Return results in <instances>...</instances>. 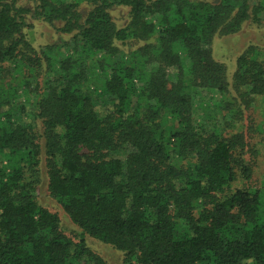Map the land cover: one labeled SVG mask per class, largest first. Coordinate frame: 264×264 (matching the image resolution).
<instances>
[{
  "label": "trees",
  "instance_id": "obj_1",
  "mask_svg": "<svg viewBox=\"0 0 264 264\" xmlns=\"http://www.w3.org/2000/svg\"><path fill=\"white\" fill-rule=\"evenodd\" d=\"M31 2L0 0V264H108L87 237L120 264H264V45L231 79L214 55L264 0Z\"/></svg>",
  "mask_w": 264,
  "mask_h": 264
},
{
  "label": "rangeland",
  "instance_id": "obj_2",
  "mask_svg": "<svg viewBox=\"0 0 264 264\" xmlns=\"http://www.w3.org/2000/svg\"><path fill=\"white\" fill-rule=\"evenodd\" d=\"M21 4L32 6L31 0H19ZM85 5H83L84 7ZM86 10V8H83ZM85 12V11H84ZM127 10L120 8L114 13L115 18L119 24H123L126 20ZM33 27L29 29V36L34 44L39 47L49 42H54L61 39V37L51 28L49 24L40 20H30ZM28 31V30H27ZM251 43L264 45V25L254 26L246 24L243 29L235 34L217 37L214 42V55L219 60L226 64L228 68L229 79L236 69V60L238 55ZM126 47H135L136 44H129ZM99 102L101 99L97 98ZM199 113V110H197ZM201 113V110H200ZM256 117L260 118L259 111L255 113ZM255 123L258 119H254ZM255 138L253 142L257 141ZM260 148L261 145H258ZM261 154L257 156V167L255 175L257 183L261 184L264 179V148L261 147L259 151ZM41 203L49 206L52 210L58 211L61 216L62 225L65 231L72 233L74 226L71 224L65 213L62 211L58 203L49 195L46 185H43L39 195ZM90 247L100 255H102L108 264H120L124 258V253L112 246L105 244L92 237H87Z\"/></svg>",
  "mask_w": 264,
  "mask_h": 264
}]
</instances>
